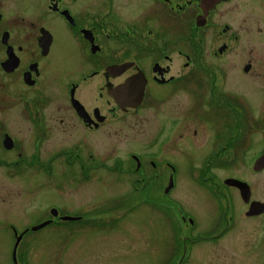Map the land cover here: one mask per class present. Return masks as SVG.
<instances>
[{"label":"flooded vegetation","instance_id":"af4514ba","mask_svg":"<svg viewBox=\"0 0 264 264\" xmlns=\"http://www.w3.org/2000/svg\"><path fill=\"white\" fill-rule=\"evenodd\" d=\"M258 39L264 0H0V174L24 185L37 169L40 186L54 182L50 192L60 177L106 174L132 179L135 196L128 206L44 207V220L24 227V187L0 188V264L154 253L161 241L141 228L124 234V217L145 211L165 225L161 264H264ZM17 101L29 144L1 115ZM56 133L64 145L46 157ZM46 228L53 233L30 235ZM102 232L104 250L92 249L88 238Z\"/></svg>","mask_w":264,"mask_h":264},{"label":"rangeland","instance_id":"374dc122","mask_svg":"<svg viewBox=\"0 0 264 264\" xmlns=\"http://www.w3.org/2000/svg\"><path fill=\"white\" fill-rule=\"evenodd\" d=\"M258 43H264V39H258ZM254 94L256 96V91L254 90ZM257 98V97H256ZM23 104L16 102V105H13L11 110H6L5 113H1L2 117L9 119L11 122L12 132L17 134L20 139H22L25 143L29 144L32 141L30 122L27 118V115H23L22 110ZM55 110H49L48 113H52ZM55 127L59 128L58 124L53 122ZM132 135V133H131ZM125 137L127 139L128 149L131 148L134 144V136ZM66 137L62 136L58 138L57 133L55 137L48 142V145H45V156L48 157L49 154H52L58 148L64 145ZM145 139V138H144ZM121 148L125 147V143H122ZM109 145L107 147V154H112ZM126 149L125 151H127ZM198 165V163L196 164ZM3 169L0 168V171ZM29 178L24 181V185L17 179H8L5 175L0 174V188H12L15 191H19L24 187V193L28 194L27 200L24 203V227L36 225L45 218V214L42 211L44 207L49 206H57V207H72L73 203H77L79 205L82 204H90L91 207L101 208L102 206H111L112 204L124 199V205L131 204L130 201L135 197L133 195L132 188V179L126 178H114L111 175H103L102 177H94L90 181H83L77 178H73L70 175L67 177H60V190L50 192V189L53 188L54 182L52 180H48V183L42 182L40 178H38L36 171L37 169H29ZM54 176L51 174L50 177ZM194 187L195 185L191 183ZM49 188V190H47ZM96 190L99 188L104 189V193H92L90 189ZM45 192L42 194H38V192ZM180 199L186 203V196L177 195ZM15 204V201H12ZM145 211V210H144ZM201 223H204L203 219H199ZM124 234H138L139 232L135 231V227L140 229V237L144 235L147 241H161L157 247L154 249L155 244L152 243L149 248L154 249V253H150L146 247H142L141 251H133L131 254H122L121 256H111V254L104 255L103 264H161L165 260V246H164V236L165 225L159 222L153 221L148 211L141 213L140 215H134V213H128L124 219ZM15 225L19 228H22V222H16ZM53 233L51 229L46 228L40 232H32L30 235H36L39 240L41 237H45L48 234ZM94 234V233H90ZM109 234H116L115 231H111ZM102 233H96L89 237V244L92 249L104 250L103 246L98 242L100 236L102 237ZM30 239H34L33 236ZM14 238L12 240V244H14ZM4 241H0V256L5 255L2 249L4 246ZM11 244V243H10ZM26 245V244H25ZM143 246V245H142ZM88 250H91L88 248ZM105 252H111V250H105ZM3 253V254H2ZM155 260V261H154ZM41 264V263H40Z\"/></svg>","mask_w":264,"mask_h":264},{"label":"water","instance_id":"95a60500","mask_svg":"<svg viewBox=\"0 0 264 264\" xmlns=\"http://www.w3.org/2000/svg\"><path fill=\"white\" fill-rule=\"evenodd\" d=\"M47 223H44V224H42V225H40V226H37V227H34V229H38V228H40V227H42V226H44V225H46Z\"/></svg>","mask_w":264,"mask_h":264}]
</instances>
